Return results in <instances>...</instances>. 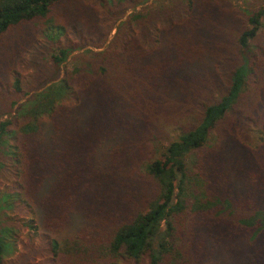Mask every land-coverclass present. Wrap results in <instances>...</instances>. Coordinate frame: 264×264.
Instances as JSON below:
<instances>
[{"label":"trees","instance_id":"1","mask_svg":"<svg viewBox=\"0 0 264 264\" xmlns=\"http://www.w3.org/2000/svg\"><path fill=\"white\" fill-rule=\"evenodd\" d=\"M149 1L0 0V264H264V7Z\"/></svg>","mask_w":264,"mask_h":264},{"label":"rangeland","instance_id":"2","mask_svg":"<svg viewBox=\"0 0 264 264\" xmlns=\"http://www.w3.org/2000/svg\"><path fill=\"white\" fill-rule=\"evenodd\" d=\"M155 0H151L149 2H147L144 6H148V5H151L152 2H154ZM167 1L169 0H164L163 2L161 3H167ZM233 2V4L240 8V10H243V11H246V12H251L255 9L258 8V6H263L264 7V0H231ZM141 8H143V6H139L135 9V11H139ZM114 31L111 33V36L108 38L106 44L108 43V41L110 40V38L112 37ZM41 40V39H40ZM41 43V42H39ZM82 51H78V52H74L72 53L69 58L67 59L66 61V64L70 66L72 65H75V64H81L83 63V60L80 56H78V54H80ZM46 59V55L42 56ZM48 60V58H47ZM63 67V65H62ZM25 100V99H23ZM23 100L19 101L17 104H19L20 102H22ZM7 109V105L3 108H0V111H3V110H6ZM164 121V123H163ZM162 121V126L164 128V125L165 122H167V120H163ZM174 125V124H173ZM165 126V129H166V133L168 134V131L170 133V136L175 133V131L177 130V126ZM171 127V129H169ZM165 133V135L167 136V134ZM170 138V137H169ZM165 145V143L163 144ZM148 158H145V159H141L140 163L142 164L143 162H145ZM149 160V159H148ZM9 185V182L7 180V172H3L0 170V192H3L5 186ZM17 211V210H16ZM16 211H14L13 213H9L10 216H15V218L17 217H20L19 219L20 220H28V219H35L33 218V216H28V215H24L22 213H17ZM36 220V219H35ZM73 223L72 225L69 226L68 230H65V233H63L62 235L64 236H67V235H70L72 234L73 232ZM19 238L18 240H16V243L14 245L15 247V250L9 255L7 256V258H5V263H9V264H12V263H15L16 261L19 260V258L24 255V253H27L26 250L27 248H29V246L31 245L30 243L33 242L32 244L33 245H38V243L40 242L39 241V234H36L34 231L32 230H28L26 228H22L21 230H19ZM31 241V242H30ZM38 254L35 253L34 255ZM34 262H29V264H35V263H40V257L37 256L34 258Z\"/></svg>","mask_w":264,"mask_h":264}]
</instances>
